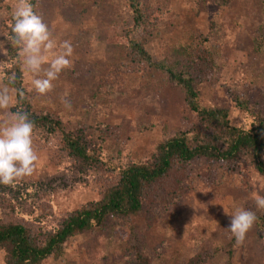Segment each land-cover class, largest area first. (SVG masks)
<instances>
[{
  "label": "rangeland",
  "instance_id": "374dc122",
  "mask_svg": "<svg viewBox=\"0 0 264 264\" xmlns=\"http://www.w3.org/2000/svg\"><path fill=\"white\" fill-rule=\"evenodd\" d=\"M139 2L150 27L129 34L128 41L144 40L154 59L166 65L183 58L185 47L203 42L213 54V66L198 86L201 105L229 108L231 123L245 128L264 117V45H259L263 0ZM15 3L0 0V8L14 10ZM35 12L57 45L44 55L50 60L60 43L69 40L72 66L61 71L46 94L34 90V74L25 70L24 84L37 109L61 117L65 128L79 134L101 158L85 164L60 149L59 133L48 136L33 129L39 157L35 170L15 187L0 184V219L23 223L41 242L68 214L99 201L117 185V163L151 161L165 131L188 130L193 114L184 91L169 83L165 72L133 63L128 43L120 37L125 38L124 23L133 16L125 0H37ZM3 19L0 9V43L8 49ZM8 58V52H0V86L8 85ZM9 88L11 104L0 110V118L15 112V93ZM61 97L70 101V108ZM182 167L172 174L171 184L163 179L147 186L143 210L134 220L145 236L150 264H186L194 255L202 264H264L258 218L238 244L224 214L238 207L257 217L263 214L255 202L264 196L263 176L236 158L197 157ZM178 193L181 197L155 216L156 207L163 208ZM127 231L124 223L86 230L69 241L63 254L41 264H130L123 246ZM6 258L0 249V264H8Z\"/></svg>",
  "mask_w": 264,
  "mask_h": 264
},
{
  "label": "trees",
  "instance_id": "16d2710c",
  "mask_svg": "<svg viewBox=\"0 0 264 264\" xmlns=\"http://www.w3.org/2000/svg\"><path fill=\"white\" fill-rule=\"evenodd\" d=\"M125 1L128 2L133 16L124 23L127 26L125 38L120 37L124 44L128 43L133 63L165 72L168 82L184 91L186 105L193 114V124L185 131H165L161 141L154 148L151 161L117 163V167L114 166L120 175L117 185L108 189L99 201L91 202L68 214L57 230L44 233L45 238L41 242H38L37 236L31 235L23 223H4L0 219V249L7 252L8 264H41L51 256L63 254L69 241L79 233L94 227H115L121 223L128 226L123 243L129 256L128 262L150 264L145 250V236L134 223L143 210L145 189L149 184L163 179H168L171 184L172 174L197 157L215 160L236 158L252 164L264 178V117L258 119L251 128H245L231 123L229 108L202 106L199 101L198 86L213 66V54L208 45L202 42L185 47V56L171 65L154 59L144 40L128 41L129 34L149 29V15L139 0ZM223 1L228 4L231 2ZM31 3L35 11L37 0H31ZM0 9L4 14L3 22L7 36H11L13 9L4 6ZM259 40V45L263 46L264 36ZM7 52L9 58L8 66L4 70V81L15 93L13 110L27 112L29 119L34 122V130L43 131L48 136L59 133L60 149L69 156L85 164L100 162L101 158L97 152L90 148L79 134L67 130L61 117L36 108L32 92L24 84L19 49L12 47L8 41ZM11 77H14L12 82L9 80ZM117 157L119 159L120 156ZM164 183L169 184L167 181ZM179 196L180 193L167 198L163 208L156 207L155 216L164 212ZM257 218L259 227L264 232V213ZM203 262L200 256L194 255L186 264Z\"/></svg>",
  "mask_w": 264,
  "mask_h": 264
},
{
  "label": "clouds",
  "instance_id": "9594fccd",
  "mask_svg": "<svg viewBox=\"0 0 264 264\" xmlns=\"http://www.w3.org/2000/svg\"><path fill=\"white\" fill-rule=\"evenodd\" d=\"M12 20V35L7 40L19 49L22 69L34 74L31 84L38 94L52 91L53 81L62 70L72 66L69 57L74 51L73 44L64 40L59 45L60 51L48 60L44 53L52 52L57 45L43 17L34 11L31 0H16ZM0 52L7 55L3 43H0ZM45 63L47 67H43ZM9 80L14 81V77ZM11 100L9 86H0V110L9 109ZM61 102L71 107L66 98L61 97ZM34 126L28 113L19 109L0 118V184L15 187L17 181L33 174L39 159L33 147ZM255 202L258 209L264 210V196L255 197ZM224 214L230 218L228 229L236 242L242 243L257 220L256 213L238 207L231 214L225 209Z\"/></svg>",
  "mask_w": 264,
  "mask_h": 264
}]
</instances>
